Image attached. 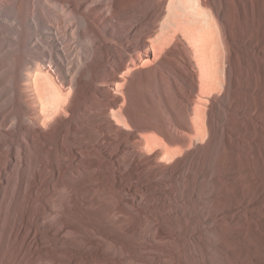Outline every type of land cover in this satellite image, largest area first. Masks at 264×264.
<instances>
[{"label": "bare ground", "instance_id": "bare-ground-1", "mask_svg": "<svg viewBox=\"0 0 264 264\" xmlns=\"http://www.w3.org/2000/svg\"><path fill=\"white\" fill-rule=\"evenodd\" d=\"M12 4L21 27L16 34L19 51L30 23L37 41H44L54 70L40 66L13 85L15 100L31 121L24 123L23 115H16L15 135L23 146L33 145L35 153L26 156L21 144L12 153H0L1 258L11 257L10 237L23 224L31 225L29 236L36 229L34 220L43 215L41 202L54 199L60 181L68 188L69 221H104L105 196L125 195L130 204L115 205L113 220L108 221L114 222L112 232L124 227L134 234L149 217L155 237L165 232L169 236L166 220L159 218L171 217L177 209L161 201L166 199L165 167L188 152L193 153L188 164L199 163L204 142L230 141L239 111V77L245 85L251 58L255 65L264 64V0H12ZM45 18L54 30L51 37L39 30ZM56 40L66 64L53 54ZM37 41L31 44L38 46ZM11 139L0 133L1 151L13 149ZM117 153L130 156L128 166ZM117 165L135 168L143 179L134 175L125 182L124 168ZM149 192L154 193L145 194ZM204 219L209 225L217 221L206 214ZM72 228L65 222L54 236Z\"/></svg>", "mask_w": 264, "mask_h": 264}, {"label": "rangeland", "instance_id": "rangeland-1", "mask_svg": "<svg viewBox=\"0 0 264 264\" xmlns=\"http://www.w3.org/2000/svg\"><path fill=\"white\" fill-rule=\"evenodd\" d=\"M16 15L12 0H0V133L12 138L8 144L13 145V149L4 148L0 153H12L14 146L18 148L21 144V151L30 157L35 153L33 145L23 146L17 140V126L12 123L16 115H23L21 121L24 123L31 122L26 118L23 105L15 100L13 85L16 79L21 81L40 66L51 71L54 68L44 41H37L36 31L30 23L23 49L19 51L16 34H20L21 27L16 22ZM39 30L49 37V32L54 31L46 18L45 23L40 22ZM32 41L39 45L31 44ZM60 48L61 44L56 40L53 54L59 62L63 59V64H66L67 57L58 54ZM250 62L251 74L245 78V85L239 77L236 97L239 111L230 141L204 142V158L199 163L189 165L193 153L188 152L165 167L163 191L166 199L161 201L177 209L171 213L173 216L159 218L166 220V230L171 232L169 236L165 232L161 238L155 237L149 217L134 234L124 227L112 232L114 222L108 221L113 220L115 205L128 207L130 204L125 195L116 198L105 196L106 222L102 219L96 224L94 219L69 221L65 214L68 188L60 181L56 185L54 199L43 198L41 202L42 218H36L33 223L36 231L29 236L28 226L31 225L26 222L27 226L23 224L19 231L14 232L11 235L14 237H10L12 259L10 255L2 259L0 253V264H10L9 260L15 262L11 264H33V261L34 264H120L118 258L124 255L126 261L122 264H146L150 261L153 264H178L179 261L189 264H264V64L255 65L252 58ZM89 137L93 139L96 135L91 132ZM117 156L128 166L129 155L117 153ZM56 161L61 162L59 159ZM182 161L183 166L177 165ZM121 166L117 165V168ZM125 166V182L133 180L134 175L143 179L141 174H135V168ZM192 181H195L194 193H191ZM131 185L141 187L135 182ZM179 193L181 197L177 195ZM192 204H195L194 208H191ZM44 207L47 212H44ZM205 214L207 218L216 219L215 224L205 223ZM17 215L14 212V216ZM65 222H71L73 228L54 236ZM22 260L26 262L22 263Z\"/></svg>", "mask_w": 264, "mask_h": 264}]
</instances>
